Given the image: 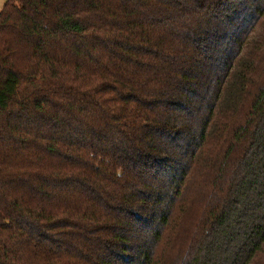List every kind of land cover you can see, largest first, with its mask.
<instances>
[{"label": "trees", "instance_id": "trees-1", "mask_svg": "<svg viewBox=\"0 0 264 264\" xmlns=\"http://www.w3.org/2000/svg\"><path fill=\"white\" fill-rule=\"evenodd\" d=\"M263 20L264 0H8L0 264H264Z\"/></svg>", "mask_w": 264, "mask_h": 264}, {"label": "rangeland", "instance_id": "rangeland-1", "mask_svg": "<svg viewBox=\"0 0 264 264\" xmlns=\"http://www.w3.org/2000/svg\"><path fill=\"white\" fill-rule=\"evenodd\" d=\"M7 2L8 0H0V12L4 9ZM248 53L250 55L249 61L255 62L257 65L255 74H253L251 79V86L248 87L252 92L251 100L257 94L258 89L264 85V20L259 25L249 44ZM200 176L205 177L203 173Z\"/></svg>", "mask_w": 264, "mask_h": 264}]
</instances>
